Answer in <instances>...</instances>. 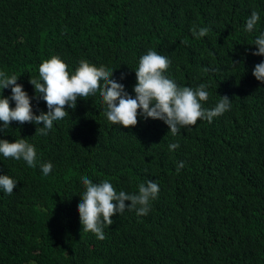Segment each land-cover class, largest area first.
<instances>
[{
	"label": "trees",
	"instance_id": "16d2710c",
	"mask_svg": "<svg viewBox=\"0 0 264 264\" xmlns=\"http://www.w3.org/2000/svg\"><path fill=\"white\" fill-rule=\"evenodd\" d=\"M253 11L260 19L247 32ZM193 26L207 35L193 36ZM261 34L264 0H0V71L19 78L37 115L48 108L29 81L53 56L70 73L81 60L111 69L134 98L151 49L170 60L165 75L178 86L208 85L205 109L232 100L211 123L176 135L142 116L134 127L110 123L99 92L66 107L47 135L13 121L0 139H27L37 167L0 154V175L18 181L11 195L0 189V264H264V83L253 75L264 56L252 55ZM84 176L117 192L149 180L160 191L148 215L117 213L99 240L82 231Z\"/></svg>",
	"mask_w": 264,
	"mask_h": 264
},
{
	"label": "clouds",
	"instance_id": "9594fccd",
	"mask_svg": "<svg viewBox=\"0 0 264 264\" xmlns=\"http://www.w3.org/2000/svg\"><path fill=\"white\" fill-rule=\"evenodd\" d=\"M259 19V13L253 11L246 21L245 31L252 32ZM191 31L197 38L208 33L207 28H199L197 31L195 26ZM254 46L258 51L252 55L264 56V34L255 39ZM170 63L166 56L148 50L140 58L138 69L135 70L137 83L133 98L126 91L125 85L113 78L114 72L111 69L81 60L74 73H70L68 65L60 57L53 56L39 66V79L31 77L29 81L34 86L35 98L47 104L48 111H41L39 115L33 111V97L17 82L19 78L0 71V88L11 89L10 97L0 96V132L7 131L13 121H18L21 124L34 123L39 126L36 133L47 135L54 121L68 115L66 107L75 109L78 98L87 100L97 92L105 105L104 115L110 123L126 128L134 127L138 124V117L142 116L144 120H162L172 135L184 128L190 130V126H195L198 120L211 123L214 118L231 109L232 100L226 95L221 96L214 108L205 109L203 102L209 98L206 90L208 85L202 83L195 89L178 86L165 75ZM234 63L237 64L236 61ZM253 75L264 83V62L255 65ZM124 78L122 74L121 79ZM11 101L15 102L14 108L11 107ZM179 147L178 143L169 144L170 151ZM0 154L17 161L22 159L31 168L37 167L36 149L27 139L19 138L15 142L0 139ZM183 167L184 162H179L177 172ZM40 169L44 176H48L53 165L51 162L41 163ZM81 182L85 188L80 195L82 202L78 205L82 231L95 234L99 240L105 239L104 228L114 223L112 217L117 213L122 216L126 211H135L138 217L148 215L151 203L160 191L159 185L152 180L146 184L141 183L138 193L123 190L117 192L108 180L94 183L84 176ZM17 183L9 175H0V189L8 195L13 193ZM126 201L131 203L126 204Z\"/></svg>",
	"mask_w": 264,
	"mask_h": 264
}]
</instances>
